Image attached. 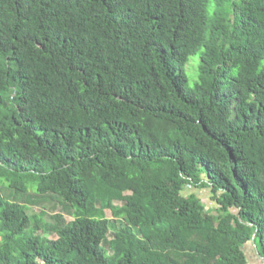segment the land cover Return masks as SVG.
I'll use <instances>...</instances> for the list:
<instances>
[{
  "label": "trees",
  "instance_id": "1",
  "mask_svg": "<svg viewBox=\"0 0 264 264\" xmlns=\"http://www.w3.org/2000/svg\"><path fill=\"white\" fill-rule=\"evenodd\" d=\"M249 242L264 0H0V264H249Z\"/></svg>",
  "mask_w": 264,
  "mask_h": 264
},
{
  "label": "rangeland",
  "instance_id": "2",
  "mask_svg": "<svg viewBox=\"0 0 264 264\" xmlns=\"http://www.w3.org/2000/svg\"><path fill=\"white\" fill-rule=\"evenodd\" d=\"M190 63L187 65V73L189 77V85L193 87L196 82H198V74H199V56H192L190 58ZM198 194L204 202H206L209 206H214L216 201L214 200V195L211 191V189L206 188H199V187H188L186 194ZM120 203V202H118ZM34 209H40V207L32 206ZM48 213L52 214L58 210V207H54L52 204L47 205ZM109 216L114 219L112 215V211H108ZM69 217V216H68ZM52 237H56L55 235ZM245 253L248 257L249 264H264V257H259V254L257 253V250L252 242H249L244 247Z\"/></svg>",
  "mask_w": 264,
  "mask_h": 264
},
{
  "label": "crops",
  "instance_id": "3",
  "mask_svg": "<svg viewBox=\"0 0 264 264\" xmlns=\"http://www.w3.org/2000/svg\"><path fill=\"white\" fill-rule=\"evenodd\" d=\"M259 257H261V256H259Z\"/></svg>",
  "mask_w": 264,
  "mask_h": 264
}]
</instances>
